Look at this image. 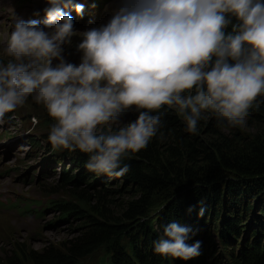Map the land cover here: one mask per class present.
<instances>
[{"label": "clouds", "instance_id": "1", "mask_svg": "<svg viewBox=\"0 0 264 264\" xmlns=\"http://www.w3.org/2000/svg\"><path fill=\"white\" fill-rule=\"evenodd\" d=\"M83 8L81 0H45L42 24L14 19L3 48L9 59L0 62V120L31 96L55 121L48 142L87 154L88 171L125 175L123 159L162 128V106L196 133L207 118L243 125L264 97V0H117L106 23L77 33L66 9ZM77 34L80 61L67 62L63 46ZM129 110L136 118L124 121ZM194 235L171 221L152 251L188 260L200 254Z\"/></svg>", "mask_w": 264, "mask_h": 264}, {"label": "trees", "instance_id": "2", "mask_svg": "<svg viewBox=\"0 0 264 264\" xmlns=\"http://www.w3.org/2000/svg\"><path fill=\"white\" fill-rule=\"evenodd\" d=\"M226 30H230V25ZM256 99L260 103L254 101L249 112L264 123V97ZM165 109L157 136L122 161L129 165L123 176L132 198L116 209L120 213L110 211L111 206L98 196L91 206L90 196L74 188L77 201L55 203L52 209L78 220L82 225L80 234L62 249L31 254L32 264H89L91 259V264H264V249L257 248L259 243L264 246V135L249 139L234 132L232 138L221 135L211 143L202 139L198 131L203 129L212 136L211 131L219 127L214 118L198 124L196 133H189L182 117L168 106H162L160 111ZM207 134L204 135L209 137ZM30 143L40 148L34 140ZM61 156L68 158L72 167L76 165L73 171L89 173L84 178L87 186L105 175L88 171L84 167L87 154L78 150H65ZM63 175L64 182L72 178ZM157 193L168 203L157 209L156 213L162 212L161 217L151 221ZM190 206L192 211L188 212ZM201 206H210L209 215L218 216L217 240L222 243L215 246L214 257L212 243L199 225L197 210ZM251 210L255 216L249 214ZM171 221H190L195 231L192 240L201 242L198 256L180 260L153 253L152 242ZM228 243L236 246L235 258L231 251H224ZM17 257L6 255L0 264H19Z\"/></svg>", "mask_w": 264, "mask_h": 264}, {"label": "rangeland", "instance_id": "3", "mask_svg": "<svg viewBox=\"0 0 264 264\" xmlns=\"http://www.w3.org/2000/svg\"><path fill=\"white\" fill-rule=\"evenodd\" d=\"M116 3L117 0H110L102 9L104 12L97 17L96 23H90L92 19L89 17L92 15H88L87 22L91 24V28L106 23ZM14 4L15 0H0V62L9 59L3 48L11 31L9 24L14 19L15 13H20L24 18L28 12L33 13L39 9V6L44 7L45 0H27L21 5ZM37 21L43 23L40 18ZM73 28L77 33L87 30ZM81 38L78 34L73 35L70 43L63 46L62 55L67 62L79 63L80 53L76 45ZM136 115V112L129 110L122 119L131 121ZM212 119H202L198 124L209 123ZM54 122L44 105L35 102L31 96L23 105L5 113L3 120H0V260H4L6 255L14 254L16 257L19 255L17 257L20 259L19 264H32L31 254L42 255L48 249L59 250L66 243L74 240L81 232L80 222L72 217L66 218V215L62 216L59 210L52 209L55 203L77 201L72 191L74 188L84 190L90 196L88 200L91 206L98 196L106 206H111L110 211L114 210L117 214L120 211L116 209L122 208L125 202L132 198L127 191L129 185L124 176L102 175L100 179L96 177L89 184L90 186L84 184V178L89 173L77 169L73 171L76 165L72 167L68 158L61 156L67 149L54 148L47 140L48 132ZM100 127L108 130V126ZM211 132L212 136L201 129L198 135L206 141L211 140V143L218 141L219 138L216 137L221 135L232 138L234 132L250 139L256 134L264 135V123L258 122L249 112L243 125L231 128L217 127ZM30 140L37 142L40 148H34ZM63 173L72 178L65 179L64 182ZM104 188L109 192H102ZM161 195L157 193L154 196V199H157V206L149 216L151 221L161 217L162 212L156 213V211L162 204L168 203ZM209 207L206 206L204 214L198 218L200 227L208 235V241L212 243L214 257L215 246L222 243V240H217L218 216L211 217L213 214L209 215ZM237 214L235 213L234 216ZM249 214L255 216L252 210ZM247 218L250 217L247 215ZM181 223L190 225V221ZM226 246L228 249L224 251H231L235 258L237 254L235 244L228 243ZM257 248L264 249V246L259 243ZM19 251L23 253L20 254ZM93 262L94 259H91L89 264Z\"/></svg>", "mask_w": 264, "mask_h": 264}, {"label": "bare ground", "instance_id": "4", "mask_svg": "<svg viewBox=\"0 0 264 264\" xmlns=\"http://www.w3.org/2000/svg\"><path fill=\"white\" fill-rule=\"evenodd\" d=\"M91 1H93V3H90V4H87V5H84V8H83V11H82V13L83 14H85V13H88L89 11L90 12H92L91 10H92V8H95L96 6H97V8H96V14L98 15V16H100L104 11L102 10V9H100L99 8V4L102 2V0H100V1H96V0H91ZM110 2V0L108 1V3ZM108 3H107V5H108ZM40 7V6H39ZM69 12H73L72 10H69ZM75 12V11H74ZM38 13V15L40 16V17H38L37 15H32V17H29V15H28V13L25 15V17L24 18H22L23 20H39V18L40 19H44L45 17H44V14H43V12L42 11H38L37 12ZM12 26V25H11ZM61 158H63V157H61Z\"/></svg>", "mask_w": 264, "mask_h": 264}]
</instances>
